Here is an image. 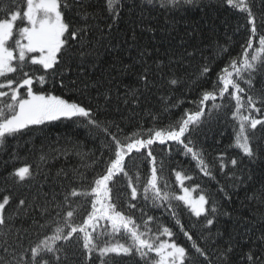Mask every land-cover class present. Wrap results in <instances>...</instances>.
<instances>
[{"label":"trees","instance_id":"obj_1","mask_svg":"<svg viewBox=\"0 0 264 264\" xmlns=\"http://www.w3.org/2000/svg\"><path fill=\"white\" fill-rule=\"evenodd\" d=\"M21 2L16 0L14 6L18 7ZM65 2L69 6L62 7V11L71 27L79 30L85 24V13L88 14V34L81 42H72L71 57L66 54L61 65L62 74L49 75L43 85L34 81L33 90L58 95L90 109L101 127L89 124L87 118L61 117L31 125L0 143V196H11L5 211L8 227L0 228V248L5 246V240L9 246V253L0 251V260L5 262L11 260L12 248L21 252L52 234L54 225L43 229L39 226L50 219L44 213L45 208L55 215V205L63 201V194L70 187L87 188L103 171V166L93 161L110 140L102 131L104 127L115 133L118 125L121 137L146 134L149 129L167 127L186 110H198L202 92L211 90L216 73L231 58L240 55L250 29L247 14L231 9L222 0H193L192 4L175 8L160 7L161 0H122L116 19L105 9V0H62V5ZM9 3L13 0H0V16ZM248 3L256 18L258 33H264V0H248ZM253 43L254 47L258 46L255 40ZM205 64L212 69L207 77L201 75ZM8 76L17 78V74ZM172 80L176 83H171ZM0 82L5 81L0 78ZM253 83V95L264 93V67L254 74ZM241 86L247 87L243 82ZM20 91L25 94L24 89ZM7 102L10 96L0 98V104ZM234 103L225 94L224 99L218 97L199 106L205 114L190 138L197 150L196 142L200 145L210 176L204 175L191 154H186L176 142L169 147L156 146L161 154L159 160H164V167L159 165L162 191L179 195L178 171L191 177L185 183L208 199V211L203 215L195 216L183 201L171 200L169 209L167 203L153 207L151 200L143 199L140 193L151 175L145 151L134 150L125 161L128 176L138 189L136 200L130 199L128 177L120 174L110 183L127 215L138 224L149 216L154 217L149 222L152 231L158 225L168 227L174 233L170 239L188 249L191 255L192 241L180 231L176 224L179 219L193 240L205 249L210 264H222L221 254L230 246L228 264H247L249 250L264 252L261 240L264 237V129L258 125L250 132L259 153L258 159L250 161L234 146V128H238L237 121L232 119ZM253 114L264 119V112ZM176 152L181 159L172 163L170 156ZM233 158L238 162L235 166L231 164ZM23 166H30L33 175L19 182L13 173ZM137 176L139 182L135 179ZM162 179L168 191L164 190ZM19 199H26L27 205L18 208ZM90 200L91 197L73 198V207L79 206L72 219L74 224H80L91 210ZM129 203L136 207L130 209ZM67 210L65 206L64 211ZM206 217L213 220L212 225H207ZM162 220L168 224L159 223ZM105 229L106 235L97 241L100 246L106 241L131 243L123 230L111 235L110 224L104 220L99 222L93 236ZM166 238L160 236L161 240ZM64 247L68 253L65 264H85L80 245L73 242ZM150 255L153 259L147 260V264L158 259L155 253ZM104 260L107 264H146L135 252L119 256L110 253ZM91 264H101L98 254L93 253Z\"/></svg>","mask_w":264,"mask_h":264},{"label":"snow or ice","instance_id":"obj_2","mask_svg":"<svg viewBox=\"0 0 264 264\" xmlns=\"http://www.w3.org/2000/svg\"><path fill=\"white\" fill-rule=\"evenodd\" d=\"M15 2L16 0H13V3H9L3 9V15L0 16V78L5 81L0 82V89L9 90H0V98L10 96V102L0 104V143L8 137L21 133L31 125H42L46 121L59 120L61 117L87 118L89 124L100 128V122L92 117L90 109L78 103L69 102L61 96L33 90L34 81L43 85L47 82L46 77L49 75L62 74L61 65L65 63L66 54L69 58L71 57L69 50L73 47L72 42H81L88 34L86 22L88 14L84 15L85 24L77 30L65 21L62 7L69 5L66 2L62 5V0H22L18 7L14 6ZM192 3L193 0H161L160 7L175 8ZM222 3L247 14L249 35L245 44L242 45L240 55L231 58L216 73V80L212 82L211 90L202 92L199 106L205 105L208 101H215L218 97L224 99L225 94L227 98L234 100L232 119L238 123V128H234V146L254 162L259 158V153L253 145L250 132L256 130L258 125L264 129V119L257 118L253 114L264 112V93L253 95L254 74L259 68L264 67V33L257 31L256 18L248 0H222ZM119 6H122V0H105V9L113 19L119 16ZM254 40L258 43L257 47H254ZM81 47H83L82 43ZM211 71V67L205 64L201 68V75L207 77ZM37 72L43 74L36 75ZM8 74H17V78H10ZM143 79L146 81L147 77ZM241 82L247 87H242ZM171 83L175 84L176 81L172 80ZM21 89L25 90V94H21ZM199 106L194 112L186 110L184 115L167 127L149 129L146 134L136 133L121 137L119 133L122 130L118 125L115 133L104 127L102 131L110 137V140L104 144L105 150L93 161L94 164L102 165L103 171L89 182L87 188L70 187L63 194V201L55 205V215H51L48 208L44 209V213L48 214L50 219L39 226L43 229L54 225L51 235H45L21 252L12 248L11 260L7 262L0 260V264H65L68 253L64 245L73 242L80 245L85 264H91L93 252H98L101 264H107L104 258L110 253L119 256L131 255L134 252L138 253L141 259H145L146 264L147 260L153 259L151 253H155L158 257L153 264H186V262L187 264H210L205 249L193 240L192 235L184 229L179 219L176 220V224L180 231L189 241H192L191 255L188 249L179 246L174 240L160 239V236L168 238L174 236L168 227L158 225V234L152 232L149 222L154 217L149 216L147 220H142V223L138 224L132 216L117 210V204L112 199L113 190L110 187V183H114V177L123 174L128 177L127 187L131 189L130 199L136 200L138 189L133 183V178L128 176L125 159L134 150L140 152L142 149H148L147 155L151 157L153 167L150 178L143 186V199L151 200L153 207L167 203L169 209H171V200L175 199L189 205L197 217L206 213L208 211L205 207L208 204L206 196L201 194L198 199L193 200L190 189L183 187L184 180L191 177L182 175L179 171L176 172V180L183 189V195L162 191L158 184L156 158L151 151V146L157 141L161 145L169 141L176 142L183 146L186 154H191L204 175L210 176L211 173L208 171L202 152L196 149L193 139L190 138L199 128L201 117L205 114L204 108ZM214 107L222 106L214 105ZM237 163L235 158L231 160L233 166ZM32 175L30 166L20 167L13 173L19 182L31 179ZM81 179H84L82 174ZM135 179L139 182L140 177L137 176ZM77 197H91V210L86 213V217L80 224L72 222L79 207H73L72 201ZM10 200V195L0 196V228L8 227L5 211ZM48 203L51 204L52 201ZM26 205V199L18 200V208ZM65 206L68 209L66 212ZM135 207V204L129 203L130 209ZM140 211L143 217V209ZM215 211L213 207L212 212ZM171 214L175 216L174 211ZM101 220L110 224L111 235L120 234L123 230L131 243L111 244L106 241L103 246H100L97 241L99 237L106 235L107 229L100 231L95 237L93 233L97 231ZM34 223L38 222L34 221ZM206 223L212 225L213 220L206 217ZM261 240L264 243V237ZM4 245L0 251L9 253L7 240L4 241ZM231 252V246L223 250L222 264H228ZM199 257H203V260H199ZM246 260L247 264H264V252L257 253L249 250L246 253Z\"/></svg>","mask_w":264,"mask_h":264},{"label":"bare ground","instance_id":"obj_3","mask_svg":"<svg viewBox=\"0 0 264 264\" xmlns=\"http://www.w3.org/2000/svg\"><path fill=\"white\" fill-rule=\"evenodd\" d=\"M228 7H229V6H228ZM158 144H160L158 141L155 142V143L151 146V151H152V155L156 158L155 165H156V168H157V176H158V178H159V179H158V184H160V183H161V177H160V169H159V165H161V166L164 167V160H159V157H161V154H160V151H157V149H156V146H157ZM171 144H172V142L169 141V142H166V143L163 144V145L169 147ZM154 145H155V147H154ZM180 146H181L182 149H183V146H182V145H180ZM196 146H197V148L200 150L201 147H200V145L198 144V142H196ZM153 147H154V148H153ZM141 151H145V152L147 153L148 149H142ZM141 151H140V152H141ZM182 156H183V155H182ZM170 157H171V162H172V163H177V162H179L180 159H181V158H180V153H178V152H176L175 154H172ZM183 158H185V157L183 156ZM148 159H149V167H150V169H152V167H153V163H152L151 157H148ZM125 161H126V159H125ZM182 174H183V173H182ZM162 184L164 185V190H165V191H168V190L166 189V187H165L164 179H162ZM159 186H160V185H159ZM179 187L181 188L180 185H179ZM140 195L143 196V191L140 193ZM112 198L115 199L114 202L117 204V210L122 211L125 215H127L126 210H124V209L121 208V203L117 202V201H120V198H118V193H116V192H112ZM106 222H107V221H106ZM159 223H165V224H168V223L165 222V220H162V221L159 222ZM152 232H153L154 234H156V233H157V229L155 228ZM93 253L98 254V252H93Z\"/></svg>","mask_w":264,"mask_h":264},{"label":"rangeland","instance_id":"obj_4","mask_svg":"<svg viewBox=\"0 0 264 264\" xmlns=\"http://www.w3.org/2000/svg\"><path fill=\"white\" fill-rule=\"evenodd\" d=\"M22 94V93H21ZM182 174V173H181ZM183 175V174H182ZM185 181V180H184ZM183 187H187V188H189L190 189V194H191V197H192V199L193 200H195V199H198V197H199V195H201V193H196V189L193 187V186H188V185H186L185 183H183ZM194 189V190H193ZM184 193H183V189H182V187H181V193L179 194V195H183ZM204 195V194H203ZM187 205V204H186ZM190 209H191V207L189 206V205H187ZM205 207H206V205H205ZM192 211V210H191ZM203 214V213H202ZM164 240H170L171 241V239L170 238H166V239H164ZM180 246V245H179Z\"/></svg>","mask_w":264,"mask_h":264}]
</instances>
